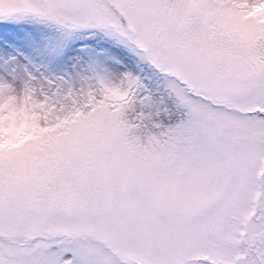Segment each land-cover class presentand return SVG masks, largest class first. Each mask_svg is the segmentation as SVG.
Segmentation results:
<instances>
[{
    "label": "snow or ice",
    "instance_id": "6c2138e0",
    "mask_svg": "<svg viewBox=\"0 0 264 264\" xmlns=\"http://www.w3.org/2000/svg\"><path fill=\"white\" fill-rule=\"evenodd\" d=\"M0 264H264V0H0Z\"/></svg>",
    "mask_w": 264,
    "mask_h": 264
}]
</instances>
